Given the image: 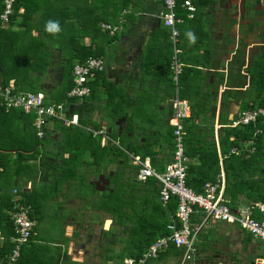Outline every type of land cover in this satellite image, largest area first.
I'll use <instances>...</instances> for the list:
<instances>
[{
    "label": "crops",
    "instance_id": "obj_1",
    "mask_svg": "<svg viewBox=\"0 0 264 264\" xmlns=\"http://www.w3.org/2000/svg\"><path fill=\"white\" fill-rule=\"evenodd\" d=\"M191 1L195 6L193 17L189 18L185 15L186 18L183 17V22L178 25L179 45H182L180 48L182 49V54L180 55L183 68L188 67L190 69L186 74L185 98L181 99L187 100L192 109L193 106L197 105V102L205 101L201 97L202 94L205 95L210 92L213 95L204 110L196 117L195 122L199 123V132L201 128L204 132L212 130L216 149L219 152L220 129L233 127L232 123L237 119L241 110L264 107L260 105L264 101V0ZM57 2L58 0H51L50 3L55 8ZM63 3L65 6L70 7L72 13L74 4L78 6V9H86L85 16L89 18L87 21L107 17L106 19L102 18V21L117 27L113 34L102 29L100 32L95 33L92 22L86 27L70 30V33H72L71 37L77 38L83 45L96 48L99 52L104 50L101 58L105 64H111V66L105 65L103 75L95 83V96L98 98L89 101L83 100L89 105L84 106V112L80 115V123L82 124L81 116H86L90 119L85 121L87 126L94 128L97 125L99 126L97 129L105 128L108 134L116 126L117 130L122 132L127 116L124 115L126 118L122 121L121 128L116 124V121L123 116L117 119L112 118V125L110 121L105 119L107 111L102 106V103L105 104L106 92L103 85L105 81H110L113 86V94L125 93L130 101L128 118L132 119L133 130L141 133L138 136L136 133L135 137H139L140 141L143 142L142 132L144 131L147 134L145 131L147 130L148 134H154L157 128V126L151 127L150 124H145L138 118L141 116L138 108L141 107L147 109L146 116L149 114L158 119L160 117L158 114L162 112L163 116L161 115V117H166L161 122L164 124L161 128L163 133L165 124L168 123L166 120L169 119V113L173 111L172 100L176 95V86L174 84V89L171 86L173 82L171 73L169 75L166 74L170 70V68L166 70L165 66L168 59L167 55L169 54V29L157 18V14L162 10V0H105V2L102 0H64ZM87 6L93 10L88 11ZM65 11L68 10L66 9ZM39 13H34L33 17L31 16L33 28L31 35L39 38L42 42L44 39L45 46H50L53 43L56 45L57 36L52 35L53 41H49L47 37L35 28V21L41 18ZM90 15H92L91 18ZM20 20L21 17L19 15L14 20V23L9 26L10 20L4 24L0 19V28L5 29L8 26L11 27V31H16L19 28L17 24ZM76 20L73 14L71 21L75 22ZM166 32L168 39L165 36ZM65 38L67 37L65 36ZM21 40L23 43L20 42V44L21 46L24 44L25 48L26 42L23 38ZM70 41V39L66 40L65 45L62 46L48 48L50 55L55 53L53 58L59 59L60 64H66L67 59L71 58V53L67 54L63 50V48H67ZM0 42L7 43V37L2 33H0ZM70 45L72 46V44ZM24 48L17 49L20 57H22ZM46 64H50V61ZM37 74L42 78L44 70H40ZM60 79H64L62 72L60 73ZM181 89L182 87L178 86L177 95L179 98ZM141 102L143 103L139 107ZM100 108L103 113H98ZM165 112H168V114L166 115ZM190 115L191 113L188 118ZM260 119L264 121L263 118ZM199 120H202L203 123ZM93 122H95V125H93ZM138 125L146 129L138 130V127H136ZM151 129H153L152 132H150ZM51 135L53 139L49 142V145L42 146V149L39 150V158L35 160V163H39L43 159H47L48 162L45 164L44 169H47L46 174L50 178L52 177L50 174L53 168L60 166L63 158L68 156L63 149V139V144L57 141L58 135L60 139L64 138L62 129L55 128ZM154 137L156 138V136ZM155 138L152 139V149H163L164 144L161 145L163 143L162 139L156 144ZM231 139L234 138L230 136ZM100 141L101 145L105 143L102 139ZM256 143L253 140L240 142L239 148L232 147L230 152H235L240 158L244 157L247 159L255 152L257 153L261 150L259 144L257 143L256 145ZM251 146L254 147V151L248 152L247 149ZM232 149L235 150L232 151ZM191 150L193 155L190 156V162L199 164L200 159H202L200 153L194 147H191ZM128 153L126 152L127 156H129ZM158 157L159 166L163 167L171 158V154L167 155L165 152H161ZM85 162H88L87 157L83 161L84 166L82 168L84 167L83 171L86 173L87 181L90 184L94 185L93 181L100 174L108 178L109 184L104 190H96L95 188L98 192L97 195L93 194V191L89 188L78 189L76 187L74 192L66 190L61 193L62 184H66V182L63 183L56 180L55 182L52 177L53 184L58 188L53 190L55 187L53 185L51 187L53 194L50 195H46V189L42 190L45 192L42 195L45 199L41 202L40 213L38 212L36 220L38 221L42 217L43 206L45 207L46 203L52 204L50 213L54 216L53 219L58 223L61 230L55 237L60 238L53 241L39 238L35 226V237L27 244L28 248L33 247L34 252L38 256L37 259L33 260L35 262L32 264H100L104 256L105 264H117L116 260L119 262L120 255L116 254L115 256V252L120 248L119 237L114 235V228L110 230L111 228L105 227L107 221H111V219L114 221L113 217L110 213L97 207L96 204L98 197L102 195L101 193L106 190L112 191L110 176L117 169H120L119 165L122 163L117 164L115 161L103 160L100 163L101 167L97 170L95 165H85ZM106 163L107 165H105ZM219 163L220 174L223 171V166L222 161H219ZM263 165L264 163L262 161L259 162V160L254 163H242L241 161L236 163L239 179L236 181L233 179L230 185L228 184L227 198L232 207L235 208L254 202L250 197L255 195V187L247 184L243 188L237 182L263 181ZM154 167L156 168V166ZM131 174L136 180L135 169L132 170ZM219 174L216 176V180ZM43 175L41 171L39 176L42 177ZM124 176L127 178L126 174ZM119 181L121 180L118 179ZM40 182H42V179ZM223 183L225 190V174ZM58 195L68 199L72 197L81 202L79 204L75 203L74 206L72 203H66V208L63 209L59 200L54 201V199L60 198ZM149 200V204L156 203V201L161 202L159 198L155 200L154 197ZM93 213H96V219H93V221L97 222L96 225H101L100 229L103 237L98 236L97 240H94V238L89 237L87 234L83 235V233L79 237L67 236L68 227L71 228L75 224L81 225L83 220L87 222V219L91 218ZM99 215L100 217H98ZM112 221L109 226H112ZM210 221L212 222L209 223ZM88 224L89 222L84 229L90 228ZM74 235H77V232H74ZM258 241L261 240L253 238L236 224L208 220L196 238V252L193 258L183 264H203V258L208 256V259L214 260L210 264H220L218 259H213L212 257L215 256L217 258L221 255L228 256V264H264V250H262L263 252L261 251ZM105 242L106 245H104ZM115 246L116 249H114ZM211 246L216 251L210 254L208 251L211 250ZM103 248L106 250L104 251ZM109 252L111 253L109 254ZM199 252L204 257H199ZM182 255L183 248H174V250L168 251L163 257L151 260L150 264H169L172 261L173 264H181ZM128 256H123L122 259Z\"/></svg>",
    "mask_w": 264,
    "mask_h": 264
},
{
    "label": "trees",
    "instance_id": "obj_2",
    "mask_svg": "<svg viewBox=\"0 0 264 264\" xmlns=\"http://www.w3.org/2000/svg\"><path fill=\"white\" fill-rule=\"evenodd\" d=\"M102 1L105 2V0ZM50 2L51 0H13V14L10 16L9 26L11 23H14V20L19 15L21 20L17 24L19 28L16 31H11V27H8L7 25H4L7 26L5 29L0 28V33L7 37L6 44L0 42V44H2L0 45V83L9 86L12 85L14 87V92L39 90L38 86H32V84L30 85L29 83H35L36 79L39 80L40 76L37 73L40 70L45 71L46 63L49 61L45 56H50V50L48 49L49 46H45L44 39L42 38V42L39 38L31 35L33 29L31 16L33 17L34 13L40 12L39 14L41 18L38 21H35V28L45 37H52V35L45 31V24L48 20H58L62 27V31L56 38V45L55 43L52 44L53 47L65 45L64 43L69 39L72 41H70L71 43L68 42L69 45H67V48L62 47L67 54L71 53V58L67 59L66 64H62V74L64 79L58 85L57 90L52 92V94L54 95V100L56 102H67L66 105H71L73 108L72 110H77L84 101L76 107L71 104L75 100L69 99L66 96L67 91L72 86L73 65L76 62H83L88 56L101 57L104 50L99 52L96 48H92L89 45H83L77 38L71 37L72 33H70V30H77L86 27L92 22L94 32H100V25L104 21H102L103 17L87 21L89 18L88 16H85L86 9H78L76 4L73 5L74 11L72 13L70 7L64 5V0H58L55 8ZM66 9L68 11H65ZM91 9L92 8L88 7V11ZM2 10L3 1L0 0V12ZM176 11L179 16L186 18V11L180 8L179 5L177 6ZM73 14L77 19L75 22L71 21ZM91 17L92 15H90V18ZM106 18L107 17H104L103 19ZM65 36L67 38H65ZM165 36L168 39L167 32L165 33ZM22 38L26 42L25 48L23 46L24 44L22 46L20 44ZM70 44H72V46ZM168 46L169 54L167 55V64H165L166 70L170 68L172 56V43L170 40ZM21 47L22 49L24 48L22 57H20L17 52V49H21ZM40 56L41 58L42 56L44 57L43 64H38L37 62V59ZM189 70L188 67H184L178 79L177 85L182 87L179 91L180 98H185L184 91L185 86H187L186 74ZM103 73L104 70L92 73L90 80L88 81L90 94L85 98L86 100L98 98L95 96V83L101 78ZM166 74L169 75L170 70H168ZM23 79L27 80L29 83L24 84ZM105 83L103 86L106 92V98L104 99L105 104L102 103V106H104L108 117L111 119H117L124 115L127 116L123 133L127 136L133 135L137 130H133L132 119L128 118V107L130 105L129 99L126 97L125 93L114 95L112 91V83L110 81H105ZM171 86L174 89L173 82ZM211 96L213 95L210 92L205 95L202 94L201 97L204 98L205 101L197 102V105L193 106L191 109L190 117L184 118L182 122L185 131L184 142L186 154L190 158V156L193 155L191 147H194L196 151L200 153V157L202 158L200 159L199 164L189 163L186 184L195 192H202L206 182H214L216 180V176L220 171L219 161H222L226 182L224 193L226 197H228V184L230 185L233 179L235 181L239 179L238 169L235 166L236 163L239 161L242 163H254L257 160L264 163V142H261L264 141V121L259 119L255 124L229 128L223 127L220 129V151L218 152L212 130L210 129L204 132L201 128L199 132V123L195 122L196 117H198L199 113L204 110L209 99L212 98ZM46 101H49V98L46 97ZM142 103L143 102H141L139 107H141ZM261 103L262 104L260 105L264 106V101ZM138 112L141 114L138 118L145 122V124H150L151 127L157 126L154 134H148L147 130H145L146 128L144 129L142 126L139 127L138 125L136 126L138 127V130H145L147 133L145 134L144 131L142 132L144 141L141 142L139 137H135L133 141H129L125 145L119 143L121 148H117V146L110 141L111 139L107 141L106 144L104 143L101 145L100 136L84 131L81 127L64 126L53 117L51 127L46 129L44 138L38 139L32 126V115L16 109L5 111V107L0 101V264H32L35 262L33 260L38 257L37 253L34 252L33 247L28 248L27 244L35 237L34 229L37 222L36 219L38 218V212L40 213L41 202L45 199L42 196L45 193L44 191L34 193L33 188L36 184L41 186L47 185L43 179L42 182H40L41 179H38V176L41 171L42 174H44L43 176L47 175V169L44 168L48 161L45 158L41 162L35 163V160L39 155L38 150H41L42 146H46L47 142H50L53 139L51 134L57 127L61 128L62 131L73 130L74 133L71 136H66L67 140L63 147L68 156L63 158L62 164L58 167H54L50 174L53 175L55 180L63 183L74 181V186L78 189H83V186H85L91 191L97 192L94 185L87 181L86 173L83 171L82 164L84 159L82 157L84 154H89L92 158L91 164L95 165L97 170L101 167L100 163L103 160L109 162L115 161L117 164L122 163L119 165L120 169H117L114 174L110 176L112 191L110 192L106 190L101 193L102 195L98 199L96 206L110 213L113 220L120 223L119 225L122 227V230L129 232L131 239L129 238V241L127 238L126 244L124 245V247L129 249V256L139 258L141 253L150 245V243H152L153 240L169 233L167 224L170 223L175 216V210L177 207L176 198L172 197L165 204L158 201L149 204V199L151 197H154L155 200L156 198H159V184L154 178H148L144 182L135 180L130 173H132L133 169L136 170V167L126 161V152L139 154L143 157H150L152 165L156 166L158 170H161L163 167H161V165L159 166L158 154L161 152H165L167 155L172 154L173 126L168 123L165 124V131L162 133L161 128L164 124H159L158 118H154L153 115L149 114L146 116L145 113L147 112V109L142 107L138 108ZM81 117L82 119H85H83L84 121L81 119L82 125H86L87 123L85 121H87L89 117ZM199 121L202 122V120ZM93 125H95V122H93ZM94 128H99V126L96 125ZM256 128L260 129L261 132L253 137ZM154 136H156V138ZM230 136L234 139L230 140ZM95 137H97L98 140ZM153 138L156 139V144L162 139L163 143H161V145L164 144L163 149H152ZM250 140H253L255 143L257 142L261 150L257 153L255 152L247 159L244 157L240 158L235 152H230L232 147L239 148L240 142ZM114 147H116V151L112 152V149H115ZM224 155L226 156L224 157ZM125 174L127 175V178H125ZM118 179L121 181L118 182ZM27 181L33 182L34 185H32L29 190L24 191L22 189H24ZM237 183L242 185L243 188L246 187L247 184L255 187V195L250 197L251 200L258 201L264 199V179L261 182L238 181ZM13 188H16V195L19 198V202L31 206L30 216L35 220L31 235L27 242L22 245L20 254L16 260H11L9 257L15 244L11 240V236L14 234V229L10 218L12 210V203L10 200ZM130 191L132 194H130ZM125 194H127L126 197H124ZM132 214H135L134 220L130 217ZM201 219V210L195 207L192 221L199 223ZM132 237H134V239ZM174 248L177 247L171 245L167 250L160 252L156 259L163 257L168 251L174 250ZM150 262L151 260L148 261V264H150ZM118 264H121V262Z\"/></svg>",
    "mask_w": 264,
    "mask_h": 264
},
{
    "label": "built area",
    "instance_id": "obj_3",
    "mask_svg": "<svg viewBox=\"0 0 264 264\" xmlns=\"http://www.w3.org/2000/svg\"><path fill=\"white\" fill-rule=\"evenodd\" d=\"M186 11V16L192 18L195 6L191 0H162V10L157 14L163 25L169 29V38L173 46L171 59L172 80L175 84L176 95L172 100L173 111L170 113L168 123L173 126V152L171 158L164 164L161 170H157L151 162L150 157L139 154L128 153L131 163L136 167V180L144 182L148 178H154L159 184V200L162 204L168 202L172 197L177 200V207L173 220L167 224L169 233L156 238L145 248L139 258L125 257L122 264H148L155 260L159 253L167 250L171 245L183 248L181 264L191 260L195 254V241L208 220L236 224L249 233L253 238L264 241V199L238 207H232L224 193V173L221 171L216 182H206L202 192H195L187 186L186 177L190 158L185 151V131L183 119L191 113L189 102L177 95V83L182 73V64L178 59L181 49L179 43L178 25L183 22V17L177 14V6ZM13 14V0H3V10L0 15L1 21L6 24ZM103 31L113 34L117 29L109 23H101ZM104 60L97 56H88L83 62H76L72 68V86L66 96L75 101L72 105L78 106L90 94L88 81L92 73L103 71ZM12 85L0 83V101L5 111L12 109L21 110L32 115V126L38 139H43L47 126L52 117L64 126H82L79 113L70 111L68 113L67 102L46 101L42 91H13ZM260 118L264 119V107H255L241 110L232 126H243L255 124ZM93 135H101L95 133ZM103 132V130H100ZM261 132L256 128L253 137ZM107 135H101L105 141ZM117 144V143H116ZM119 144V143H118ZM235 149H232L234 151ZM248 152H253L254 147H248ZM31 188L30 181L25 183L24 191ZM12 210L10 218L13 223L14 234L11 240L15 243L10 253V259L16 260L20 254L23 244L29 239L35 220L30 216L31 206L22 204L16 195V188L11 194ZM195 207L201 210L202 219L199 223L192 221Z\"/></svg>",
    "mask_w": 264,
    "mask_h": 264
},
{
    "label": "rangeland",
    "instance_id": "obj_4",
    "mask_svg": "<svg viewBox=\"0 0 264 264\" xmlns=\"http://www.w3.org/2000/svg\"><path fill=\"white\" fill-rule=\"evenodd\" d=\"M1 13H2V11L0 12V15H1ZM53 39V37H49L48 36V39L47 40H49V41H53L52 40ZM182 46V45H181ZM181 46H179L180 48H181ZM53 47V45H50L49 46V48H52ZM181 52H182V49H181ZM51 54V53H50ZM182 54V53H181ZM53 57H55V53H52V55H50V56H45V58H47V60H49L50 61V64H47L46 65V67H45V71H44V74H43V76H42V78H39V80L38 79H36L35 80V83H29V82H27V80H24L23 79V82H24V84H26V83H29L30 85L32 84V86H38L39 87V91H42L43 93H44V95L47 97V98H49V100H54V95L52 94V92H54L55 90H57V86L59 85V83L61 82V80L62 79H60V73L62 72V64H60L59 62V59H56V58H53ZM51 59V60H50ZM43 60H44V57L42 56V58H41V56L40 57H38V59H37V62H38V64H43ZM42 63H41V62ZM180 61H182V59H181V55H180ZM105 64V63H104ZM105 65H107V66H111V64H105ZM104 70H105V68H104ZM35 73V72H34ZM42 75V74H41ZM169 84V83H168ZM170 85V84H169ZM27 86V85H26ZM180 86V85H179ZM30 89V88H29ZM51 94V95H50ZM50 95V96H49ZM55 101V100H54ZM86 101H89L88 99L86 100ZM84 102L82 105H80L79 106V108L77 109V110H72L73 108L71 107V105L69 106V105H67L68 106V108H67V111H68V113L70 112V111H76L77 113H79V116L81 115V113H83L84 112V110H83V108H84V106L85 105H89L87 102ZM114 106V105H113ZM112 106V107H113ZM77 107V106H76ZM99 112H101V113H103V111H102V109L100 108L99 109V111H98V113ZM166 113V112H165ZM168 114V112L166 113V115ZM170 114V113H169ZM160 117H159V119H158V122L161 124V122H162V119L164 118V117H161V115H162V112H160L159 114H158ZM163 116V115H162ZM99 119H100V117H98ZM166 118V117H165ZM165 118L163 119V121L165 120ZM105 119H107L108 121H110L111 122V125H112V120L113 119H111V118H109L108 116H107V114H106V117H105ZM168 120V119H167ZM166 120V121H167ZM51 126H50V124L47 126V129H49ZM71 127V126H70ZM74 127H81L84 131H88V132H92V131H90V130H88V129H91V130H93L95 133H97V134H101V135H107V136H109L110 137V139L109 138H105V144L107 143V141H111L112 143H114L116 146H117V148L118 147H120V144H118V143H122L123 145H125V144H127V142H129V141H133L134 140V137H135V135H136V133H137V136L140 134L141 135V133L139 132V131H137L136 133H134L133 135H130V136H127L126 134H124L123 133V130H122V132H119L118 130H117V127L115 126L113 129H112V131L111 132H109L110 134H108L107 133V131L105 130V128L103 129H97V128H93L92 126H87V125H82V126H74ZM154 129V128H153ZM153 129H151L150 130V132H152L153 131ZM100 130H103V132H100ZM63 133H64V138H59V135L57 136L58 138V143H60V144H63L62 143V139H63V141H64V144H65V142H66V136H71L73 133H74V131L73 130H70V131H68V130H66V131H63ZM94 134V133H93ZM130 134V133H129ZM101 135H97V136H100L101 137ZM97 140H98V138L97 137H95ZM117 143V144H116ZM47 144L49 145V142H47ZM57 146V145H56ZM115 149H112V152H115L116 151V147H114ZM121 148V147H120ZM39 151V150H38ZM88 151V150H87ZM89 154L88 153H85L84 154V156L82 157L83 159H85V157H87L88 158V162L86 163L85 162V165H92L91 163H92V161H91V157H89L88 156ZM126 156H127V154H126ZM39 158V157H38ZM126 161L128 162V163H130L131 164V159H130V156H127V158H126ZM29 162H31V161H29ZM105 165H107V163L105 164ZM109 165H111V164H109ZM82 166H84V164L82 165ZM93 166V165H92ZM112 166V165H111ZM84 168V167H83ZM39 177V179H43L45 182H46V186H41V185H34V183L33 182H30V184H31V186L32 185H34V188H33V192L34 193H37V192H41L42 190H44V189H47V191H46V195H50V194H53V190H55L56 188H58V187H56V185H54L53 184V181L51 180L52 179V177H53V175H52V177L50 178V176L48 177V175H46V176H38ZM53 179H54V181H55V178L53 177ZM52 181V182H51ZM57 181V180H56ZM55 181V182H56ZM28 183V181L26 182V184ZM55 186L54 188H53V190H52V186ZM75 183H74V181L73 182H70V181H67L66 182V184H62V190L60 191L61 193H64L63 191H66V190H68V191H70L71 192V190H72V192H74L76 189H75ZM51 188V189H50ZM83 188H86L85 186H83ZM93 194H95V195H97V192H93ZM130 194H132V192L130 191ZM126 195L127 194H125V196L124 197H126ZM60 198H57V199H54V201L56 202V200H59L60 202H61V206H62V208L64 209V208H66V203H69V204H71L72 203V205L74 206L75 205V203H77V204H79L81 201H79L78 199H74V198H72V197H70L71 199H68V198H65V197H63V196H60V195H58ZM100 197H98V199H99ZM98 203V202H97ZM43 208L44 209H42V217L40 218V219H38V221H37V225H36V233L38 234V237L39 238H42V239H46V240H49V241H53V240H56V239H59L58 237H55L57 234H59L60 233V226L58 225V223H56L55 222V220L53 219V217L54 216H52V213H50V211L52 210V204H50V203H46L45 204V207L43 206ZM147 211V210H146ZM98 217H100V215L98 216ZM130 217L131 218H133V220L135 219V214H132V215H130ZM93 219H96V213H93V215H92V217L91 218H89V219H87V222H85L84 220H83V222L81 223V225H74V226H72L71 228L70 227H68V229H67V232H68V234H67V236H80V234H82L83 233V235L84 234H87L89 237H91V238H94V240H97V237L98 236H100V237H103L102 235V230L100 229V227H101V225H96L97 224V222H95V221H93ZM111 221H112V219H111ZM111 221L109 220V221H107L106 223H105V227L106 228H111L110 230H112L113 228H114V230H115V232H114V235H116V237H119V244H120V248L118 249V251L117 252H115V256H116V254H119L120 255V260H119V262H121V264H122V257L123 256H127L128 255V248H126V247H124V245L126 244V241H127V238H128V240L130 241V236H129V232L128 231H123L122 230V227L119 225L120 223L119 222H115V221H112V226H109L110 224H111ZM89 222V224H88V226L90 227L89 229H84V228H86V224ZM212 221H210L209 223H211ZM94 223V225H92ZM77 226H79V227H77ZM83 227V228H82ZM74 232H77V235H74ZM72 233H73V235H72ZM130 238V239H129ZM133 239H134V237H132ZM259 242V244H260V249H261V251L262 250H264V241H258ZM110 243H112V242H110ZM104 245H106V242L104 243ZM214 246V245H213ZM213 246H211L212 248H211V250H209L208 252L211 254L213 251L215 252L216 250H215V248L213 247ZM105 247V246H104ZM104 249V248H103ZM114 249H116V246L114 247ZM106 249H104V251H105ZM103 251V252H104ZM196 252V251H195ZM263 252V251H262ZM111 252H109V254H110ZM198 253V252H197ZM208 254V253H207ZM209 254V255H210ZM228 255V254H227ZM197 256V255H196ZM204 257L203 255H202V253H200L199 252V257ZM209 257V256H208ZM208 257L207 258H203L204 259V263L203 264H210V262L211 263H213L214 262V260H211V259H208ZM211 257V256H210ZM103 259H105V256L104 257H102ZM213 259H218L219 261H220V264H228V256H224V255H221V256H218L217 258H215V256H213L212 257ZM96 259H98V257H96ZM101 260L100 261V264H105L106 262H105V260ZM203 261V260H202ZM201 261V262H202ZM98 262V261H97ZM119 262H117V260H116V263L118 264ZM72 264H74V263H72ZM169 264H173V261L172 262H170Z\"/></svg>",
    "mask_w": 264,
    "mask_h": 264
},
{
    "label": "clouds",
    "instance_id": "obj_5",
    "mask_svg": "<svg viewBox=\"0 0 264 264\" xmlns=\"http://www.w3.org/2000/svg\"><path fill=\"white\" fill-rule=\"evenodd\" d=\"M45 31L50 34V35H53V36H58L60 34V32L62 31V27L60 25V22L58 20H48L45 24ZM194 39V37H193ZM171 41V40H170ZM178 46L179 43H178ZM180 48V47H179ZM172 56H173V46H172ZM180 53H178V59L180 60ZM172 56H171V59H172ZM181 64H182V69H183V62L180 61ZM171 62H170V73H171V78H172V72H171ZM173 81V80H172ZM174 83V82H173Z\"/></svg>",
    "mask_w": 264,
    "mask_h": 264
},
{
    "label": "water",
    "instance_id": "obj_6",
    "mask_svg": "<svg viewBox=\"0 0 264 264\" xmlns=\"http://www.w3.org/2000/svg\"><path fill=\"white\" fill-rule=\"evenodd\" d=\"M125 116L119 118V120L116 121V124L119 125V127H122V121L125 120ZM96 190H104L106 186L109 184L108 178H106L104 175L100 174L99 177L93 182Z\"/></svg>",
    "mask_w": 264,
    "mask_h": 264
},
{
    "label": "flooded vegetation",
    "instance_id": "obj_7",
    "mask_svg": "<svg viewBox=\"0 0 264 264\" xmlns=\"http://www.w3.org/2000/svg\"><path fill=\"white\" fill-rule=\"evenodd\" d=\"M94 182V181H93Z\"/></svg>",
    "mask_w": 264,
    "mask_h": 264
}]
</instances>
